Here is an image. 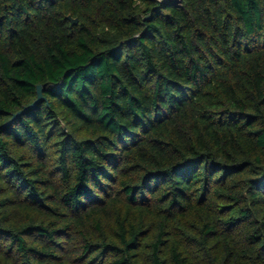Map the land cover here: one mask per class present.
I'll use <instances>...</instances> for the list:
<instances>
[{
  "label": "trees",
  "instance_id": "obj_1",
  "mask_svg": "<svg viewBox=\"0 0 264 264\" xmlns=\"http://www.w3.org/2000/svg\"><path fill=\"white\" fill-rule=\"evenodd\" d=\"M0 264H264V0H0Z\"/></svg>",
  "mask_w": 264,
  "mask_h": 264
},
{
  "label": "water",
  "instance_id": "obj_2",
  "mask_svg": "<svg viewBox=\"0 0 264 264\" xmlns=\"http://www.w3.org/2000/svg\"><path fill=\"white\" fill-rule=\"evenodd\" d=\"M66 19L69 20L70 26H73V25L77 24V19H73L70 16H66ZM36 95H37L36 99L31 104H29L28 106L24 107L22 110H20L17 113L13 114L11 116V118L8 120L7 124L11 123L13 120L18 118L24 112L33 109L38 103H40L43 100L42 86L38 85L36 87Z\"/></svg>",
  "mask_w": 264,
  "mask_h": 264
},
{
  "label": "built area",
  "instance_id": "obj_3",
  "mask_svg": "<svg viewBox=\"0 0 264 264\" xmlns=\"http://www.w3.org/2000/svg\"><path fill=\"white\" fill-rule=\"evenodd\" d=\"M156 1H159L160 2V1H164V0H156ZM173 1H177V0H173Z\"/></svg>",
  "mask_w": 264,
  "mask_h": 264
}]
</instances>
